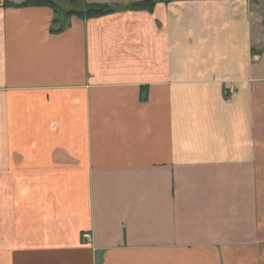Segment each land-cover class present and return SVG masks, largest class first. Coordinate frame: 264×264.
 I'll list each match as a JSON object with an SVG mask.
<instances>
[{
    "label": "crops",
    "instance_id": "0c3cea01",
    "mask_svg": "<svg viewBox=\"0 0 264 264\" xmlns=\"http://www.w3.org/2000/svg\"><path fill=\"white\" fill-rule=\"evenodd\" d=\"M24 1L0 0V264H264V0L60 32Z\"/></svg>",
    "mask_w": 264,
    "mask_h": 264
},
{
    "label": "trees",
    "instance_id": "16d2710c",
    "mask_svg": "<svg viewBox=\"0 0 264 264\" xmlns=\"http://www.w3.org/2000/svg\"><path fill=\"white\" fill-rule=\"evenodd\" d=\"M173 0H141L127 6L108 3H88L86 0H25L21 4L5 2L6 6H49L54 10L57 32L63 31L72 17L94 18L119 12L123 9L153 11L157 3Z\"/></svg>",
    "mask_w": 264,
    "mask_h": 264
},
{
    "label": "built area",
    "instance_id": "2783aa9c",
    "mask_svg": "<svg viewBox=\"0 0 264 264\" xmlns=\"http://www.w3.org/2000/svg\"><path fill=\"white\" fill-rule=\"evenodd\" d=\"M86 237H89L88 235H86Z\"/></svg>",
    "mask_w": 264,
    "mask_h": 264
}]
</instances>
